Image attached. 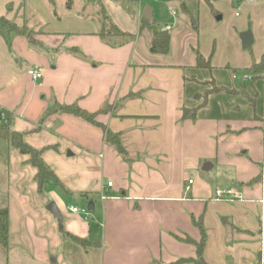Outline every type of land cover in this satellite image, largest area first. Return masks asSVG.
Wrapping results in <instances>:
<instances>
[{
    "label": "crops",
    "instance_id": "1",
    "mask_svg": "<svg viewBox=\"0 0 264 264\" xmlns=\"http://www.w3.org/2000/svg\"><path fill=\"white\" fill-rule=\"evenodd\" d=\"M28 1L26 17L24 0H0V17L26 23L34 32L33 43L11 34L9 46L0 36V112L8 116L11 132L43 150L41 159L54 179L39 191L29 156L12 147L0 151V210L9 214V249L0 250V264L195 259L194 245L185 240L199 241L194 225L199 219L206 234L205 264H259L264 0H242L235 7L232 0H215L212 7L198 0L214 41L216 33L222 35L224 58L219 43L210 51L201 46L198 17L188 10L181 11L187 18L177 17L174 8L184 0H162L171 25L157 30L171 27L167 54L150 52L152 31L141 23L143 2L159 0H80L75 6L65 0L58 11L53 0L43 5L34 0L35 6ZM102 10L134 39H109L117 46L102 40ZM179 25L189 27L191 36L175 47L180 34L174 31L172 38L171 29ZM246 34L252 44L243 48ZM196 50L211 69L196 68ZM253 63L263 64L262 77L244 80ZM30 69L41 78L32 82ZM236 71L244 75L238 78ZM229 72L231 82L216 77ZM213 88L226 91L207 94ZM73 104L117 134L125 155L104 140L100 127L56 111ZM184 107H198L196 117L184 119ZM217 189L235 191L242 199L216 200ZM50 203L60 212L61 225L46 210ZM89 203L93 210H87ZM83 204L86 209L77 208ZM65 234L89 245L83 248Z\"/></svg>",
    "mask_w": 264,
    "mask_h": 264
},
{
    "label": "trees",
    "instance_id": "2",
    "mask_svg": "<svg viewBox=\"0 0 264 264\" xmlns=\"http://www.w3.org/2000/svg\"><path fill=\"white\" fill-rule=\"evenodd\" d=\"M202 1H204L210 7H212L211 4L215 0H202ZM232 1L235 7L242 0H232ZM70 3L71 0H67L68 6L70 5ZM181 11L182 12L187 11L184 4H181ZM100 22H101V26L98 35L102 40L107 42L109 45L111 46L120 45V44L111 43L109 39L110 40L118 39V38L122 39L123 42L120 43H126L134 39L132 35L121 32L119 28L113 23L110 17L106 15V13L103 10L100 12ZM141 23L145 26H149L152 31V40L149 47L150 52L153 54H167L170 47V36L167 33H162L159 30L155 29L154 23L152 26H150L149 23L144 18L141 19ZM25 27L26 26L24 24L21 27H19L11 20H8L6 17L4 16L0 17V36L7 42L8 46H9V37L11 34L23 36L30 43H33L32 39L34 32L30 29L27 30ZM192 27L193 29L196 30L197 27L196 23L192 22ZM194 52L196 55V68L205 69V70L211 69L209 60L205 61L197 50ZM249 72H250V79L252 81L260 79L262 77L263 64L253 63L249 69ZM221 91H226V90H223L221 88L220 89L213 88L212 90H209L207 94L218 93ZM198 109H199L198 107L193 109H188L184 107L182 110V117L184 119H193L196 117ZM56 111L74 115L95 126L100 127L104 133V140L107 143L114 146L119 154H121L122 156L125 155V151L123 150L120 144L119 136L117 134H112L111 132L106 130V128L96 123L94 121L95 114H90L80 109L78 106L74 104L69 106H60L56 109ZM8 130H9L8 126H0V139L6 140L10 145V147L16 149L19 153L29 156L28 163L36 169L35 180L38 184L39 191H41L42 186L44 185V183H46L47 180L54 179L52 172L49 170V168L44 164V162L41 159V154L43 150H36L33 147L26 144L23 140L24 137L23 134H19L16 132H9ZM194 225L198 228L200 232L199 241L195 242L190 239H186L185 241L187 243L194 245L196 249V258L179 259L172 264H184V263L205 264L202 259V253L206 242V234L204 232V229L202 227V222L200 219L198 221H194ZM65 236L68 237L72 242L76 243L77 245L83 248H86L89 245V242L87 240L80 239L68 234H65ZM8 249H9V214H8V209L4 208L0 210V250L3 253H6Z\"/></svg>",
    "mask_w": 264,
    "mask_h": 264
},
{
    "label": "rangeland",
    "instance_id": "3",
    "mask_svg": "<svg viewBox=\"0 0 264 264\" xmlns=\"http://www.w3.org/2000/svg\"><path fill=\"white\" fill-rule=\"evenodd\" d=\"M39 4H45V2H47L48 0H36ZM64 1L65 0H53V4H54V7L55 10H61L63 9V5H64ZM139 1V0H138ZM183 1V0H182ZM80 0H73V6H75L76 4H79ZM184 5L186 7V9L188 10V13L189 14H192L193 16L195 17H198L201 21V24L199 22V32L198 33V41L201 43V46L202 47H205L206 49H209V51L211 50V48L213 47V45H216V43H219L220 45V53L222 54L221 58H224V56L227 54V47H225L224 44H222V35L220 33H216V42L214 41V38L212 37V29L210 27V25L206 22V20L202 17V10H201V16L199 15V12H200V1L198 0H184ZM24 10H26V17L28 16V12L27 10L30 8V3L28 0H24ZM31 5H32V2H31ZM33 5L35 6L34 4V0H33ZM150 7L152 8H155V16L154 14L152 13V16H153V23H154V27L155 29H158L161 25H163L164 23H168L169 25H171V22H167V19H169V16H168V11H167V7L164 6V3H162V0H159V2H151V1H144L143 2V7ZM177 12V17L180 18L181 20L184 19V18H187L188 14L187 13H182L181 12V8L179 7H175L174 8ZM201 17V18H200ZM170 20V19H169ZM12 22H14L13 20H11ZM15 23V22H14ZM219 24L221 22H218ZM16 24V23H15ZM17 25V24H16ZM24 25L26 26L25 28L28 30V26L26 25V23H24ZM19 27H21L22 25H17ZM188 30L189 27H187ZM187 28H182V25H179L178 27H176V29H171V31L173 30V32H171V37L174 38V31L175 32H179V36L178 38L175 40L174 42V45L175 47H179V44L182 42V40L186 39V38H189L191 36V34H188L189 31H187ZM32 35V34H31ZM215 42V43H214ZM221 43V44H220ZM251 49H248V50H245L244 52H247L248 54L251 53ZM231 72V71H230ZM230 72L228 73L229 75L227 74H216V77L217 79H219V81H222L224 83H227L228 81L231 82V80L229 79V76H230ZM232 74V73H231ZM244 75L243 71H236V76L238 78L242 77ZM259 96H262V99H263V105H264V86H263V89H262V93L260 92L259 93ZM9 132L10 129L8 130ZM10 148V145L8 144V142L4 139H0V151L3 150V149H6V148ZM57 188V189H56ZM56 192L59 193V190L61 191L62 188H58L56 186ZM70 201V200H69ZM75 205H77L75 203ZM79 209L81 208H84L86 209V205H82L81 207H77ZM259 219H260V216H259Z\"/></svg>",
    "mask_w": 264,
    "mask_h": 264
},
{
    "label": "built area",
    "instance_id": "4",
    "mask_svg": "<svg viewBox=\"0 0 264 264\" xmlns=\"http://www.w3.org/2000/svg\"><path fill=\"white\" fill-rule=\"evenodd\" d=\"M174 14V12H172ZM170 26H164L160 29V32L162 33H167L170 30ZM27 75L30 78L32 82H35L41 78V73L36 70V69H30L27 71ZM233 78L235 79L236 76L234 75ZM250 77L244 76V80H249ZM9 122V118L6 114L0 112V126H7ZM192 184V180L188 181V185ZM112 184L108 183L107 187H111ZM186 189H189V187H186ZM214 197L216 200H223L225 198H229L233 201H238L241 200L242 197L239 193L232 191V190H226V189H217L214 192ZM261 204V212H260V234L262 236V245H261V250H260V257H259V264H264V198L261 199L260 201ZM69 210L72 213H86L85 210H79L74 207H69Z\"/></svg>",
    "mask_w": 264,
    "mask_h": 264
},
{
    "label": "water",
    "instance_id": "5",
    "mask_svg": "<svg viewBox=\"0 0 264 264\" xmlns=\"http://www.w3.org/2000/svg\"><path fill=\"white\" fill-rule=\"evenodd\" d=\"M142 16L150 26L153 25L152 8L148 6L144 7ZM241 42L243 48H248L252 44V37L249 34L242 35ZM208 169V166H204L203 168L204 171H208ZM46 210L57 220L59 225L62 224V216L54 203L48 204L46 206ZM87 210H93L92 203L88 204Z\"/></svg>",
    "mask_w": 264,
    "mask_h": 264
}]
</instances>
